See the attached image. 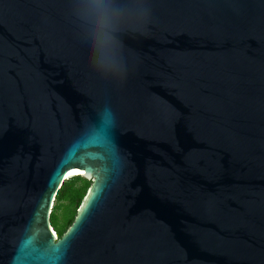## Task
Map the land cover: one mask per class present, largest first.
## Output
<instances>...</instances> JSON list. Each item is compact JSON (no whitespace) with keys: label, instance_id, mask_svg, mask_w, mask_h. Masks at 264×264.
<instances>
[{"label":"water","instance_id":"1","mask_svg":"<svg viewBox=\"0 0 264 264\" xmlns=\"http://www.w3.org/2000/svg\"><path fill=\"white\" fill-rule=\"evenodd\" d=\"M0 264H264V0H0Z\"/></svg>","mask_w":264,"mask_h":264},{"label":"trees","instance_id":"2","mask_svg":"<svg viewBox=\"0 0 264 264\" xmlns=\"http://www.w3.org/2000/svg\"><path fill=\"white\" fill-rule=\"evenodd\" d=\"M90 183L79 175L70 176L62 183L56 195L54 211L51 213V223L58 235H61L73 221Z\"/></svg>","mask_w":264,"mask_h":264},{"label":"bare ground","instance_id":"3","mask_svg":"<svg viewBox=\"0 0 264 264\" xmlns=\"http://www.w3.org/2000/svg\"><path fill=\"white\" fill-rule=\"evenodd\" d=\"M78 172L77 171H70L68 174H66L64 177H62V180H63V178H65V177H69V176H71V175H73V174H77ZM61 180V181H62ZM53 228V227H52Z\"/></svg>","mask_w":264,"mask_h":264},{"label":"rangeland","instance_id":"4","mask_svg":"<svg viewBox=\"0 0 264 264\" xmlns=\"http://www.w3.org/2000/svg\"><path fill=\"white\" fill-rule=\"evenodd\" d=\"M89 182H91V179L88 180ZM55 205H56V200L54 202V205H53V208H52V212L54 211V208H55ZM58 212V211H57ZM53 226V225H52ZM53 229L55 230V227L53 226ZM58 234V233H57Z\"/></svg>","mask_w":264,"mask_h":264}]
</instances>
